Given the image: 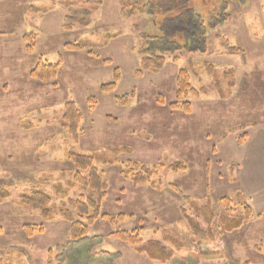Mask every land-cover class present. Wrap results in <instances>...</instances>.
<instances>
[{"label":"rangeland","instance_id":"obj_1","mask_svg":"<svg viewBox=\"0 0 264 264\" xmlns=\"http://www.w3.org/2000/svg\"><path fill=\"white\" fill-rule=\"evenodd\" d=\"M121 1L66 7L64 0H0V264H264V0L231 1V20L209 31L206 54L167 55L162 70L140 77L141 36L155 29L146 16L123 19ZM223 39L245 54H228ZM80 44L79 50L67 47ZM41 60L61 63L56 80L30 77ZM183 69L199 94L184 100L192 104L191 114L169 108ZM117 70L116 90L102 92ZM67 101L83 114L76 146L60 124ZM70 151L96 155L108 186L101 213L118 219H99L89 239L75 246L63 213L78 219L70 201L88 192L74 181ZM117 159L156 169L154 181L162 183L134 185ZM174 163L184 164L186 172L170 171ZM33 188L51 196L52 218L20 205ZM187 197L202 207L211 200L218 252L207 255L210 248L195 244L184 207L203 229L208 226L190 210ZM223 197L233 201V217L242 216L245 203L254 212L232 233L219 222L228 209ZM135 229L144 245L161 242L175 258L153 261L141 247L113 236ZM168 236L184 249L176 250Z\"/></svg>","mask_w":264,"mask_h":264},{"label":"trees","instance_id":"obj_2","mask_svg":"<svg viewBox=\"0 0 264 264\" xmlns=\"http://www.w3.org/2000/svg\"><path fill=\"white\" fill-rule=\"evenodd\" d=\"M80 1L83 0H64V5L66 7H76ZM231 1L243 4L245 0H122L120 8L123 19H131L137 15L146 16L151 19V24L155 29V32L152 34L144 33L141 36V70L139 71V77L142 76V73L145 71L158 72L162 70L167 62V55H175L179 52L206 54L210 46L208 42L209 31L222 27L231 20L229 14ZM68 20L71 21L70 18ZM73 22L75 21L73 20ZM83 25L87 26L88 24L85 21ZM32 37L29 36L26 38V42L32 43L34 39ZM224 43V47L228 50V54H245L243 49L231 47L228 41L224 40ZM82 46L83 45L80 44L79 46L68 45L67 47H69L70 50H79ZM60 67L61 63L49 64L41 60L31 71L30 77L42 83L52 82L58 78ZM114 78L115 80L112 83L102 85V92L112 93L116 90L120 78L118 70L115 72ZM176 82L177 100L171 103L169 108L173 111L181 109L183 113L191 114L192 104L184 100L187 99L188 94H192L194 97H198L199 94L192 89L190 85V76L186 70L183 69L179 71ZM118 103L121 106L125 104L122 101ZM159 104L161 106L165 104L161 98L159 99ZM60 121L62 128L67 132L71 142L76 146L84 131L82 129L83 114L74 101L66 102ZM244 142L245 141H242L240 144ZM113 151L119 154L125 152L122 149ZM95 159L96 155L77 154L73 151L67 153V162L73 166L76 172L74 175L75 183L80 186L83 191L88 192V195L81 196L80 200L70 201L73 210L79 215L78 219H76L69 210H65L63 213L64 217L71 223L70 243L72 246L80 245L84 241H87L89 239L91 226L99 219L108 218L113 224L118 220L109 215H102L101 213V206L106 197L108 186L95 165ZM118 160L119 159H117V161ZM118 164L126 171L123 172V174L128 178L130 177L132 179L130 180L136 186L150 185L152 187H159L162 183L160 181H154L153 175L156 169L150 168L143 163H135L131 160L120 162L119 160ZM168 169L175 173H184L187 170L186 166L182 163L171 164L168 166ZM172 188L175 192L180 191L176 185H172ZM58 191L62 192L61 187H58ZM186 201L196 218H201L208 226L207 230L203 229L201 224L198 223L193 216L189 215L187 209L184 207L183 213H185V215L183 218L193 236L195 244L203 251L210 248L207 255L218 252V249L214 248V243L217 238L212 230V226L217 217L213 210L211 200L208 199L203 207L194 202L191 197H187ZM221 202H226L223 208L228 209L227 215L224 213L225 211L220 212L219 222L227 232L232 233L252 220L254 212L249 204H244L242 216L233 217L232 214L234 210L230 206L233 201L227 197H223ZM51 204V196L36 188L31 189L30 195L23 197L20 201L22 207L40 211L45 219H50L54 215V209L50 208ZM119 220H124L123 215L120 216ZM30 228L31 227H28L27 232L29 236H32L33 230ZM140 233V229H135L132 232L117 231L113 236L117 240L128 243L134 247H141L139 251L146 254L148 258L153 261L164 263L175 258L174 252L166 249L161 242L150 241L144 245ZM166 241L176 250L184 249V243L174 236H168ZM101 254L108 258L113 257V255L109 253Z\"/></svg>","mask_w":264,"mask_h":264},{"label":"crops","instance_id":"obj_3","mask_svg":"<svg viewBox=\"0 0 264 264\" xmlns=\"http://www.w3.org/2000/svg\"><path fill=\"white\" fill-rule=\"evenodd\" d=\"M230 168V167H229Z\"/></svg>","mask_w":264,"mask_h":264}]
</instances>
